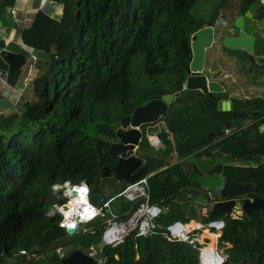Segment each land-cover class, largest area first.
<instances>
[{"label": "trees", "instance_id": "trees-1", "mask_svg": "<svg viewBox=\"0 0 264 264\" xmlns=\"http://www.w3.org/2000/svg\"><path fill=\"white\" fill-rule=\"evenodd\" d=\"M15 1L0 0V26L7 25L6 12ZM46 1L58 6L60 14L55 17L38 9L20 31L22 44L36 51L41 60L32 80L31 99L9 123H0V264H5L4 258L14 259L16 264H62L71 252L88 254L91 247L95 256L106 257L105 264H199L196 252L186 244L164 238L166 226L191 219L204 223L223 220L217 245L227 256L226 264H264V218H251L243 212L217 218L209 210L195 212L189 206L201 194L200 175L191 160L169 163L185 135L173 131L171 144L160 124L164 119L156 123L161 127L157 134L146 133L152 125L139 128L143 144L135 153L147 169L142 177L153 173L148 179L150 202L162 209L152 235L143 239L131 235L115 249L98 251L102 220L69 237L58 227L60 217L46 215L52 205L53 185L85 183L92 205H98L99 199L116 198L126 188L112 176L101 178L103 167L116 163L108 149L116 141L120 120L150 100L180 92L188 76L191 36L214 26L218 18L217 11L208 20L193 15L190 10L199 0ZM239 1L251 5L258 0H230L223 11ZM19 75L20 70L10 72L6 83L15 86ZM192 108H200L217 121L234 122L235 128L244 121L252 122L244 131L220 141L224 131H218L186 155L205 148L198 157L210 158L219 144L234 141L241 147L240 156L234 159L242 164L218 163L211 171L226 180L221 200L244 194L231 182L250 185L248 197L264 200L263 116L218 113L210 95L195 106H184L183 111ZM154 135L159 142L156 149L147 141ZM187 195L192 196L187 199ZM134 208L121 198L112 203L119 219ZM70 243L74 247L64 252Z\"/></svg>", "mask_w": 264, "mask_h": 264}, {"label": "water", "instance_id": "water-1", "mask_svg": "<svg viewBox=\"0 0 264 264\" xmlns=\"http://www.w3.org/2000/svg\"><path fill=\"white\" fill-rule=\"evenodd\" d=\"M231 10L234 11V18L226 32L215 31L213 26H207L191 36L189 44L191 56L184 90L197 91L204 96L210 95L216 100L218 113H244L250 118L258 116L264 118V17L260 14V10L264 11V0H258L251 5L239 1L235 9L231 7ZM209 51L210 66L213 67L231 65V59L241 63L238 70L246 67L248 74L261 67L256 79L249 81V98L241 97L243 95L241 91L236 92L234 88L228 87L221 79L220 70L213 72L211 67L205 65ZM26 61L27 57L20 48L7 46L0 41V71L9 74L20 70ZM181 93L150 100L120 120L114 134L116 141L108 149V156L115 159L116 163L111 168L103 167L102 179L112 176L116 181H123L128 186L133 185L147 172L142 160L134 155L143 144L142 133L139 130L143 125L154 124L164 119L163 124L167 130L182 132L185 139L175 149L176 155L182 157L186 156L187 150L206 144L212 134L235 128L234 122L217 121L212 115H204L200 108H192L186 115H182L177 109L169 111V106ZM240 154L241 147L234 141H227L219 144L210 158H199L188 154L190 156L187 155L186 159L193 162L200 175V189L215 193L221 189L226 180L217 173L210 174L211 170L218 163L224 165ZM231 185L241 193L251 188L250 185L234 182H231ZM76 190L77 187L72 190V196H75ZM238 199L240 200L241 197ZM65 203V199L58 202L59 205ZM237 209L251 218H260L261 214L264 216V200L257 197L251 200L244 199L241 205L235 199L218 201L211 206L210 213L217 218H223ZM77 229L78 226H74L64 232L70 236ZM96 247L99 251L103 250L101 241ZM4 262L16 264L14 259L9 258H4ZM61 263L95 264V261L83 252L75 250L63 258Z\"/></svg>", "mask_w": 264, "mask_h": 264}, {"label": "built area", "instance_id": "built-area-1", "mask_svg": "<svg viewBox=\"0 0 264 264\" xmlns=\"http://www.w3.org/2000/svg\"><path fill=\"white\" fill-rule=\"evenodd\" d=\"M46 0H43V3ZM16 23V21H15ZM32 61H35L33 56H30ZM6 73L0 71V80L5 81ZM226 78V76H225ZM252 122L246 123L240 128H234L224 131V136L218 141L225 139L239 131H244ZM167 139L172 142V134L165 129ZM151 147H156L158 141L149 143ZM205 148L196 150L190 153L191 156H196ZM189 155V156H190ZM148 177H142L133 185H128L116 197L121 198L124 202L135 205L134 210L125 218L119 219L112 211V203L116 198H111L107 201L99 199L98 205H92L89 202V188L85 183H80L77 186H72L68 182L63 184L53 185L50 188L52 205L47 216H58L60 221L58 227L65 231L67 228L78 226L73 237L82 231L81 226L92 223L95 220H102V230L100 241L103 248L115 249L122 245L125 240L134 235L135 238H145L152 235L156 229L155 220L162 213V209L150 202V193L148 187ZM75 191V196H72V190ZM60 191V193H59ZM210 200L215 202V198L207 194ZM65 199L66 203L59 205L58 202ZM239 210V209H237ZM233 212V211H232ZM231 216H239L240 210L236 213H231ZM229 215V216H230ZM224 228V222L221 219L210 222H198L195 224H181L179 222L172 223L165 228L164 238L169 243H183L196 252V257L199 264H226L227 256L222 250H219L217 240ZM214 239V246L209 248V245ZM88 256L93 258L95 264H105L106 257L95 259V248H90ZM24 254V252H20Z\"/></svg>", "mask_w": 264, "mask_h": 264}, {"label": "crops", "instance_id": "crops-1", "mask_svg": "<svg viewBox=\"0 0 264 264\" xmlns=\"http://www.w3.org/2000/svg\"><path fill=\"white\" fill-rule=\"evenodd\" d=\"M38 2L40 3L39 0H16L14 7L12 9H7V12H6V22H8L7 25H5L3 27L0 26V41L1 42H4L7 46H13V47L20 48L23 51V54L25 56L27 55V53L29 54L28 57L26 56L27 57L26 63L20 69V75H19L18 81L15 84V86H9L6 83V80L5 81L0 80V123H9L12 116L9 117L8 115L12 114L13 112L18 113V109L21 107V105L24 102H27L31 99L32 80H33V77L36 75L35 74L36 70H37V72L40 70V64L39 63L41 60L39 58V54L36 51L29 49L22 44L21 39H20V33L17 34L16 29L20 28V30H22L23 28H26L28 26V24L31 23L32 17L35 14V12L38 9H41V7H43V6L47 12L48 11L50 13L53 12L52 15L54 16V13L56 11V7L54 5L51 6L49 1H46L43 6L36 8V5H38ZM231 7L235 9L234 5ZM231 7L227 11H224L223 18L225 21L224 20L218 21V22H220V24L222 22H225V23L228 22L230 24L232 23L233 18H234V11L231 10ZM58 12L60 14V9H58ZM260 14H261V12H260ZM261 17H264V16L261 15ZM15 21H16V23H15ZM220 24H218V26ZM263 26H264V24H263ZM210 53L211 52L209 51L207 59L205 60V65L208 68L211 67L213 72L220 70L221 71V79L228 87L234 88L236 92L241 91L243 94V95H241V97H248L249 98L250 97V91H249V87H248V86H250L249 81L256 79V75L261 70V67H257L251 74H248L246 67H243L241 70H238L237 68H235L236 65H239V64L241 65V63H237L234 59H231V62H232L231 65H228V66L220 65L218 67H213V66H210L211 65V61H210V59H211L210 55L211 54ZM30 56H33L35 58V61H32ZM29 61H31V65H30L29 73H27L26 67H27V64L29 63ZM231 71H233V72L235 71L234 73H236V74H233V76H232V78L235 79V83H233V84H231V83L229 84V83L224 81L225 79H228L231 76ZM225 76H226V78H225ZM14 116H15V114H14ZM249 122H251V121H244L243 125H245L246 123H249ZM161 123L163 124L164 122H161ZM162 126L164 129H166L164 124ZM152 127H154V126H152ZM147 129L149 130L150 127ZM262 129H263V126L260 127L259 132H262ZM148 130H146V133H148ZM148 134H150V133H148ZM171 134H172V132H171ZM156 140L158 141V138L156 135L147 137V141L149 143L150 142L155 143ZM169 142L171 144H173V135H172V142L171 141H169ZM149 146H150V144H149ZM157 147H158V145L155 148L154 147H152V148L156 149ZM135 153H136V151H135ZM135 153H134V155L136 156ZM186 158H187V155L183 157V159H185L184 161L189 160ZM142 162L144 165L143 160H142ZM180 162H183V161H179L176 163H180ZM240 163L235 164V165H240ZM231 165H234V164H231ZM259 168H260V166H259ZM210 174H212V173L210 172ZM152 175H153V173L149 174L145 177L150 178ZM199 179L200 178H198V182H200ZM198 190L201 191L202 193H204L206 195V197H207V194L210 193L206 190L200 189V183H199ZM220 190L221 189H219V191H217L215 193H210V195L213 196V198H215V200H216L215 202L222 201L220 198ZM191 196L192 195H187L186 197H187V199H190ZM193 200H192V202H193ZM192 202H190V204ZM209 202H210V205L208 206L207 210L210 211L211 206L215 202H213L212 200H210ZM206 203L201 204V207L198 208L197 211L193 208L192 209L195 212H202L203 207L206 206ZM176 222H179V221H176ZM198 222H200V221L191 219V220H188L187 222H179V223H181V224H189V223L195 224ZM173 223H175V222H173ZM83 229H84V227H83ZM85 230H87V229H85ZM85 230H83V231H85ZM91 248H93V247H91ZM89 253H90V250H89ZM88 254H85V255L88 256Z\"/></svg>", "mask_w": 264, "mask_h": 264}, {"label": "rangeland", "instance_id": "rangeland-1", "mask_svg": "<svg viewBox=\"0 0 264 264\" xmlns=\"http://www.w3.org/2000/svg\"><path fill=\"white\" fill-rule=\"evenodd\" d=\"M40 1V3L38 2V5H36V8H39L40 6H43L44 4H45V2L43 3V0H39ZM227 1V2H226ZM232 1H237V0H232ZM230 2V0H199V2H198V4L197 5H195L194 7H192L191 8V13H193V15H195L197 18H199V19H205V20H208L209 18H210V16H211V14L213 13V12H215V11H217V14H218V20L216 19V21L218 22V21H220V20H224V18H223V13H224V7H225V5L226 4H228ZM225 3V4H224ZM236 5V3L234 4V6ZM56 7V11H55V13H54V16L56 17V16H58L59 15V12H58V9H60L58 6H55ZM35 8V7H34ZM41 9H44V6L43 7H41ZM52 13L53 12H51V15H52ZM225 21V20H224ZM216 24V23H215ZM214 24V25H215ZM20 28H17L16 29V32H17V34H19L20 33ZM27 57L29 56V54L27 53V55H26ZM30 65H31V61H29V63L27 64V70H26V72L27 73H29V70H30ZM235 72V71H234ZM233 71H231V76L230 77H232L233 76V74H236V73H234ZM14 114H17V112H13L12 114H10V115H8L9 117L10 116H14ZM159 122V121H158ZM152 126H154V127H152V126H150V129L148 130V133H152V134H157L158 133V131L160 130V125L159 124H156V123H154V124H151ZM241 126L243 125V123L242 124H240ZM239 125V126H240ZM240 126V127H241ZM237 129V128H236ZM177 137L178 138H180L181 136L180 135H177ZM174 151H175V149H174ZM173 151V153L170 155V158H169V163L171 164V165H173V164H175L176 162H179V161H184L185 159H183V157L182 156H177L176 155V153ZM190 162V161H189ZM229 164H238V163H240V161L239 160H237V159H232V160H230L229 162H228ZM240 164H242V163H240ZM207 197H208V195H207ZM210 199H209V197H208V199L206 198V196L204 195V193H202L201 192V194L200 195H198V196H196V198H194V200H193V202L189 205L191 208H193V209H195L196 211L198 210V208H200L201 207V204H204V203H206V206L205 207H203V210H202V212L203 213H206L208 210H207V208H208V206L210 205ZM201 202V203H200ZM237 211H239V210H233V212L232 213H236ZM83 227H84V229H83ZM81 229H83V230H85V229H89L88 227H86L85 225H83V226H81ZM213 242H214V239H213ZM74 247V243H70L67 247H65L64 248V252H66V251H69V250H71L72 248ZM219 250H222V248L221 247H219ZM63 252V253H64ZM94 258L97 260V259H99V257L98 256H94Z\"/></svg>", "mask_w": 264, "mask_h": 264}, {"label": "flooded vegetation", "instance_id": "flooded-vegetation-1", "mask_svg": "<svg viewBox=\"0 0 264 264\" xmlns=\"http://www.w3.org/2000/svg\"><path fill=\"white\" fill-rule=\"evenodd\" d=\"M236 5H237V3H236ZM236 5H235V7H236ZM218 24H220V22H218V23L216 22V24L213 26V29L215 31L226 32L231 27L230 23H228V22L227 23L222 22L219 26H218ZM207 56H208V52H207L205 60L207 59ZM237 63H240V62H237ZM239 65H236L235 68H238ZM224 81L229 83V84L230 83L231 84L235 83V79H233L232 77H229L228 79H225ZM180 92H182V93L176 99H174L173 102H172V104H173L175 100L179 99L178 103L175 104L174 108H170L172 106V104H171L169 106V111L172 110V109H177V110H179L182 113V115H186L190 111L189 110L186 113H184V111H183L184 106H188V105H191V106L194 105L195 106V104L199 103V101L202 100V97H204V95L200 94L197 91L184 90V86L182 87ZM206 96H208V95H206ZM221 121H224V120H221ZM223 131H225V130H223ZM199 153L196 154V157H198L197 155H199ZM240 197H241V199L239 200L238 198H240ZM238 198H236L235 200H236V202L239 205H241V203H242V201L244 199H248V200L252 199V198L248 197V193L247 192L246 193L244 192V194L239 196ZM240 214H241V211H240ZM260 218H264V216L261 214Z\"/></svg>", "mask_w": 264, "mask_h": 264}, {"label": "bare ground", "instance_id": "bare-ground-1", "mask_svg": "<svg viewBox=\"0 0 264 264\" xmlns=\"http://www.w3.org/2000/svg\"><path fill=\"white\" fill-rule=\"evenodd\" d=\"M214 246V244H213V241H212V243L209 245V248H212Z\"/></svg>", "mask_w": 264, "mask_h": 264}, {"label": "clouds", "instance_id": "clouds-1", "mask_svg": "<svg viewBox=\"0 0 264 264\" xmlns=\"http://www.w3.org/2000/svg\"><path fill=\"white\" fill-rule=\"evenodd\" d=\"M226 263H227V261H226Z\"/></svg>", "mask_w": 264, "mask_h": 264}]
</instances>
